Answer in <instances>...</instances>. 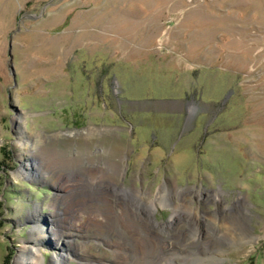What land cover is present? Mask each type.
Listing matches in <instances>:
<instances>
[{
    "label": "rangeland",
    "instance_id": "obj_1",
    "mask_svg": "<svg viewBox=\"0 0 264 264\" xmlns=\"http://www.w3.org/2000/svg\"><path fill=\"white\" fill-rule=\"evenodd\" d=\"M24 158L60 169L33 180ZM106 166L122 176L98 191H168L142 264H264V0H0V264ZM74 227L40 241L41 264H122L94 244L105 229Z\"/></svg>",
    "mask_w": 264,
    "mask_h": 264
},
{
    "label": "bare ground",
    "instance_id": "obj_2",
    "mask_svg": "<svg viewBox=\"0 0 264 264\" xmlns=\"http://www.w3.org/2000/svg\"><path fill=\"white\" fill-rule=\"evenodd\" d=\"M19 140L20 145L23 146L24 149L31 148V145L28 144L29 141L23 139L22 137H19ZM25 155L29 156L28 154ZM21 162V167L19 168L18 172L33 180H41L42 177H45V174L47 175V173H54L56 171H59L60 169V166H32V164L26 158H24L23 161L21 160ZM106 167L108 169L106 171L99 172L98 174L90 177H85V179L83 180L85 184H81V182L77 181L76 179L69 180L68 187L72 188L73 186H78L83 194V200L81 201L85 203V207L89 206V208H82V203L80 202V207L69 213L68 211H66L65 213H68V215L67 217H64L62 210L64 209V203L67 202L66 200L68 199V195H62L63 197L60 196L59 198H61V200H55V202L52 203V206H55L56 208V218L53 219L52 222L56 223L58 228H44V226L39 225L40 221L36 219L37 223H35V225L32 227V236L29 238L30 244H27L25 246V253L22 252L15 257L14 264H41V256L39 255V253H41V249L38 245L40 241H42L45 237L48 236V234L52 232L51 234L55 235L56 239L53 246L55 248H58V241L62 237H65L66 234L67 236H71L73 234V228H75L74 226L76 224V221H80L85 217L92 220L96 227L99 228V230H101V228L105 229V232L101 230V236L93 238L94 244H107L109 248H111L110 250L113 257H115L114 259L112 258L113 260H116L117 257L121 255L124 259L122 261V264H130L131 258L134 264L143 263L142 260H140V248L142 247L143 243L142 240L146 239L147 241H150L151 238V233H148L146 231L144 232L143 226L146 223L145 229L147 230H151L152 228H160L161 224L153 222L152 213H154L153 210L157 208V202H159L160 204L163 203L164 205H170V201L167 195L168 191L164 187L162 191L159 192L160 194L152 195L148 192L146 193L144 191H141L140 189H131L123 186L120 187L115 184L107 187V189H105V192L98 191L100 189L97 187V185L102 177L111 178V176H122V169H120L118 166ZM36 169H39L38 172L35 171ZM77 183H80L81 185ZM119 204H121L122 207L120 210H117L115 205L119 206ZM143 204H145V206ZM76 206H78V204H76ZM143 206L145 207V209ZM146 209L147 211H149L148 213H150V219L149 217H146L144 215ZM40 212L41 211L38 209L37 205H35L34 209L29 212V215L33 218L40 217ZM162 227L164 226L161 225V228ZM236 228V226H233L231 229L236 230ZM59 231L63 233H59L58 235ZM125 231L128 234H132V236L134 237L133 240H129V238H127V236L124 234ZM142 233L145 234L143 235ZM211 234L213 235V237L216 236L220 239L224 236L221 235L220 237L219 235H217L218 233L215 234L214 230ZM234 236V234L231 235V241H238ZM85 243L88 244L89 241H86ZM85 243L82 244L83 248L86 245ZM56 264H64V261L56 262Z\"/></svg>",
    "mask_w": 264,
    "mask_h": 264
},
{
    "label": "water",
    "instance_id": "obj_3",
    "mask_svg": "<svg viewBox=\"0 0 264 264\" xmlns=\"http://www.w3.org/2000/svg\"><path fill=\"white\" fill-rule=\"evenodd\" d=\"M11 44L9 43V48H8V55H9V69H10V72L15 80V70H14V66L12 64V54H11Z\"/></svg>",
    "mask_w": 264,
    "mask_h": 264
}]
</instances>
